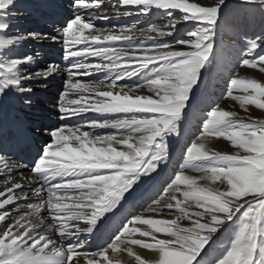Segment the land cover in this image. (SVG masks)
<instances>
[{
	"label": "snow or ice",
	"instance_id": "1",
	"mask_svg": "<svg viewBox=\"0 0 264 264\" xmlns=\"http://www.w3.org/2000/svg\"><path fill=\"white\" fill-rule=\"evenodd\" d=\"M242 4L264 10V0H242ZM122 5L135 6L137 15L163 12L168 30L152 26L149 33L173 36L178 23L189 30L183 39H153L151 45L123 34L135 25L120 26V34L113 26L103 38L99 34L85 38L84 30L92 28L96 19L110 17L95 15L100 4L72 0L71 17L55 32L12 34L19 23L18 7L31 5L0 0V106L18 97L19 105L30 110L36 91L63 71L64 92L53 107L60 121L81 118L46 127L48 139L30 163L21 155V146L33 141L23 115L13 111L0 119V187L4 189L0 191V264H120L123 252L134 256L137 264H200L209 255L213 236L233 218L239 222L234 243L215 264H264V120H246L221 109L218 101L209 104L202 130L187 146L180 171L155 191L151 202L142 206L144 211L121 215V201L131 195L133 185L140 177H151L167 160L165 138L177 132L201 69L213 52L222 55L217 33L227 7L226 0L209 6L189 0H122ZM174 10H179V17ZM85 12L93 14L86 22ZM30 40L60 44L64 66L55 61L41 66L44 57L38 51L17 55ZM104 41H124L127 46ZM262 47L264 35L248 41L236 68L264 71V53L249 56ZM89 57L99 62L90 63ZM159 62L169 64L167 74L128 83L149 64ZM101 72L116 75L98 81L74 79ZM237 91L245 94H234ZM70 94L78 98L66 99ZM224 98L239 102L245 110L249 105L264 109V84L230 77L220 99ZM87 112L113 118L85 120L82 114ZM212 138H225L245 154L213 151L208 147ZM202 160H211V166L189 167ZM25 168L29 177L23 174ZM129 173L125 182L122 177ZM217 181H226L227 188L218 190ZM21 202L26 211L19 210ZM101 221L111 222V238L102 247L87 250V238ZM137 247L151 250L153 258L141 259L134 252Z\"/></svg>",
	"mask_w": 264,
	"mask_h": 264
},
{
	"label": "rangeland",
	"instance_id": "2",
	"mask_svg": "<svg viewBox=\"0 0 264 264\" xmlns=\"http://www.w3.org/2000/svg\"><path fill=\"white\" fill-rule=\"evenodd\" d=\"M198 1L204 4L206 3L207 6L214 5L216 2V0H198ZM227 1H229L227 3V7L223 8L221 15L222 26L218 29V33H217V46H220L221 44L223 46L221 50L222 55L213 52L212 56H210L209 61L206 63L205 67L201 69L199 81L197 85H195L191 90V95H190V99L187 102V107L183 110L182 118L178 121L179 123L177 126V132L175 134H169L166 136V139L168 141L175 143V148L174 146L168 147L167 144L168 155L176 156L175 159L172 161L173 163L179 157L178 154L174 152V150L178 149L180 145L186 143L184 141L181 142L182 141L181 135H183L181 126L183 125V123L185 124V122H187L188 124L189 121H187L186 118L190 116L191 112L195 111L196 116H195V121L193 123V127L190 130L186 131L185 135L183 136V138H187V137H191V138L186 145H184L183 147L180 148V150H178V152L180 153V159L177 160L172 166L176 174L180 171L181 165L185 162L184 153L186 151L187 146H190L194 137L202 130V126L206 118L205 114L210 110L209 104L211 103V101L213 102L218 101L219 107L221 109L229 112H236L239 117L245 118L246 120H264V109H259L256 106L249 105L247 106V110H245L240 106L239 102L233 101L230 98L220 99L222 95L225 93L230 77H234L242 80H256L258 83L264 84V71H260L259 67L249 68L247 66H244V67L236 68L238 67L239 59L241 58V51L243 50V48H245L248 41L254 39L257 36L264 35V10L260 9L259 6L246 5L244 6L243 9H241V11L245 10L244 13H241L240 8L242 7V5H244L242 4V0H227ZM117 15L118 14L111 15L112 19L113 18L116 19ZM179 15L180 14H178V16L176 17H179ZM241 16L243 17L241 18ZM143 17L145 19L147 18L146 16ZM155 25L156 26L159 25L163 27L164 30H166L169 27V21L167 19L163 20L158 17L155 20V23H153L149 27ZM45 26H47V22L44 21L40 22L39 30H42V28H44ZM177 27H179V25H177ZM102 28H104V26H102ZM147 29L148 26L147 28H144L145 30L144 34L148 32ZM188 30H189V26H187V31ZM187 31H185L184 34L177 39H183ZM103 33H104V29H102V32H100V34L103 35ZM156 35L157 34H155L154 36ZM91 36H92V32L90 31L84 32L85 38L87 37L89 38ZM145 36L146 38L139 36L140 38L136 40L139 41L144 40L148 45H151L152 39L161 41V39L158 38L159 35H157V38L151 37V39H150V36H152L151 34H146ZM108 44H113L116 47L127 46L126 42L124 41H111ZM262 53H264V47L254 50L253 53H249V56L251 55L258 56ZM45 59L47 60L50 58L45 57ZM88 62H94V61L88 60ZM168 70H169V64L167 62L149 64L146 68L140 71V74L138 76L132 78V80L128 81V83H131L133 81L141 82L144 79H151L156 76L164 75L167 74ZM234 70L235 72H233ZM63 88L64 86H61L59 88V92H61ZM53 94L54 93H52V95ZM234 94L244 95L245 93L237 91L234 92ZM53 96L56 97L57 99L61 98L60 93ZM69 97L70 99L78 98L72 94H70ZM94 115L95 113H93L91 116ZM193 116L194 115L192 113V117ZM73 119L74 120H71L72 121L71 123L80 122L78 120H75V118ZM38 122L41 123L40 121ZM47 125L48 123H46V121L45 122L42 121L40 127L41 129H44L46 128ZM97 131L102 132L104 130L98 129ZM45 136L46 135H44L43 137ZM173 136H175L176 138H174ZM175 139L177 140L175 141ZM213 139H214V143L210 141L208 144V147L213 151H220L223 154H230V155L245 154L242 149H239L238 147L233 145L231 141H228L225 138H213ZM211 164H212L211 160H202L199 162H195L194 164H190L189 167L205 168V167H210ZM186 174L195 175V173H186ZM171 176H168L166 178V182L168 181V179L171 180ZM139 184L140 183L137 182V185L135 187L136 193L138 191ZM144 187H146V184L143 185L141 191L144 190ZM214 187L218 188V190L220 191H224L227 188L226 181L224 183H220L219 181H217ZM238 227H239V222L236 218H233L232 221H229L225 225H223L210 241L211 249L209 255L205 257L203 261L210 264H215V261L221 255L224 254V252L232 245V243H234V238L238 231ZM261 251H264V249H261Z\"/></svg>",
	"mask_w": 264,
	"mask_h": 264
},
{
	"label": "bare ground",
	"instance_id": "3",
	"mask_svg": "<svg viewBox=\"0 0 264 264\" xmlns=\"http://www.w3.org/2000/svg\"><path fill=\"white\" fill-rule=\"evenodd\" d=\"M61 1L62 0L56 1V4H55L53 3V0H50V1H47V0H18V4L31 5V7H18L17 15L19 18V23L16 24V27L13 29L12 34H16L19 32L34 31V30L43 31V32H46V31L55 32L59 28L58 26L62 25L65 21L60 20L57 22H53L55 26H52L53 28L50 30H47V27L49 25L42 28V30H39L40 22L42 21V19H46L48 17H54L55 16L54 10L57 9V6L60 8ZM89 2L101 5V11L99 13H96L95 14L96 16L103 17L106 15H116L118 13H124V12L130 13L129 15H121V14L119 15L118 14L115 20H110V21L105 20V19H96L94 22V26L92 28L84 30V32L90 31L92 32V35H96L98 34L96 33V29L97 28L100 29L102 28V26H104V28H102L104 29L103 35L99 33V35H102L101 36L102 38L104 35L109 34L107 30L111 29L113 26L116 27L115 34H120L119 33L120 26H131V25H135V29L131 32L123 33L124 35H130L132 38L133 36H138V37L140 36V37L146 38L145 36L146 34H151L152 36H154L157 33L147 32L144 34V31H145L144 28H147V26L149 28V26L155 23V20L158 17L163 20L167 19L164 16L162 11H155V10L154 11L156 14L154 15H150V14L137 15L136 7L123 6L122 0H85V3H89ZM189 2L190 3H200L202 6H207L206 3L204 4L202 2H199L198 0H189ZM228 2L229 1L226 0V4ZM63 3H66V2H63ZM244 6L246 5H242V7L240 8V12H242L241 9H243ZM61 9H62L63 14H67L65 13L66 8L64 7V5L59 10ZM69 9L70 7L68 6L67 10ZM59 10H57L58 13H59ZM178 11L179 10H174L173 15L178 16V14H180ZM71 14L72 12L66 15L67 19L71 17ZM91 15L93 14L88 13V12L84 13L83 19L85 20V22L89 19ZM143 16H146L147 18L145 19ZM118 18L119 20H117ZM120 18H124V19H120ZM12 22L16 23L15 20H13ZM156 27L163 29V27L159 25ZM152 36H150V38ZM88 42L91 43L90 39L88 40ZM26 51H30V52L38 51L44 57V60L42 61L41 66H43L46 63L52 62V61H55L56 63L61 64L62 67L64 66L63 51H62L60 44H51L48 40H44L42 44H37L35 41L30 40L27 43V45H25V47L21 49L19 52H17L16 54L23 55L24 52ZM45 57H49L50 59L46 60ZM89 60L94 61L90 63L99 62V60L96 61L93 57H89ZM110 75L115 76L116 74H113V73L109 74V73L101 72L98 74H94L90 77H81L77 75L76 77H74V79H80L82 82H87L88 80L98 81ZM65 80H66V73L60 72L55 76V78L50 79L47 82L46 88L41 86L39 90L36 91L33 97L34 103H33V107L30 110L23 109L22 106L19 105L18 101L20 98L18 97H11L5 102L3 106H0V119H3L5 116L10 117L13 111L21 113L26 121V126L29 132V136L31 137L33 134V141L29 139L28 142L24 143L21 146V155L23 156V159L25 160L26 163H30L32 161V159L37 155L39 149L43 146V143L48 139L47 132L44 131L45 128L41 129L40 127L42 121L43 122L46 121V123L49 124V126L47 125L46 127H51L53 125H59L60 123L67 124V123L72 122L71 120L60 121L53 107V101L57 100V98L54 97L53 95H57L59 93L61 95L64 92V88L61 92H59V88L61 86H64ZM121 83H123V81H121ZM52 93L54 94L52 95ZM66 99H70V97L68 96ZM92 114L93 112H88V113L82 114V116L84 117L85 120L100 119V118H103V119L113 118L110 116L103 117L101 116V114H97V113H95L94 116H91ZM75 120L81 121V118L75 117ZM38 121H40L41 123H39ZM44 135L46 136L43 137ZM173 137L176 138L175 136ZM176 140L177 139H175V141ZM210 141L214 143L213 138ZM166 143L168 144V147L174 146L175 148L174 142L168 141L166 139ZM175 157H176L175 155H168L167 160L160 165L157 172L153 173V176L140 177V180L138 181L140 184H139L137 193L135 192V187L137 185L136 183L135 185H133V191L131 195H128L126 200L121 201V203L124 205L123 209H121V215H127L129 212L135 211V210L141 211V212L144 211V208L142 206H145L147 203L151 202L150 198L155 194V191L157 189H160L164 183H167L166 178L173 174V172L171 171L170 165L172 161L175 159ZM66 171L71 172L72 170H66ZM23 174L25 177H29L31 175L27 168L23 169ZM131 175L132 174L129 173L125 177H122V179H124L126 182L127 179L131 177ZM0 184H2V179H0ZM144 184H146V187H144V190L141 191ZM0 191H4V189L0 187ZM160 194L163 195V192ZM6 207L13 211L16 210L15 205H9ZM19 210L26 211V209H24L22 206V202H21V207ZM0 211H3V210H0ZM145 218H160V217L146 216ZM117 219H119V216L117 217ZM112 231H113V226L111 222L106 223L105 221H101L100 223L96 225V230L92 233L91 237L87 238L88 243L85 245V248L87 250H96L97 248L102 247L105 244V242L111 238ZM134 252L136 254H139L141 256V259L146 260V261H150L153 258V253L151 250H145V249H141L137 247L134 249ZM119 257H120V264H137V262L135 261V257L129 256L127 252H123L119 254ZM200 264H210V263L204 262L202 259L200 261Z\"/></svg>",
	"mask_w": 264,
	"mask_h": 264
}]
</instances>
